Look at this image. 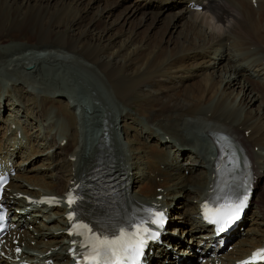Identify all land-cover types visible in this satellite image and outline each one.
<instances>
[{
	"label": "bare ground",
	"instance_id": "obj_1",
	"mask_svg": "<svg viewBox=\"0 0 264 264\" xmlns=\"http://www.w3.org/2000/svg\"><path fill=\"white\" fill-rule=\"evenodd\" d=\"M53 1L0 0V15L4 17L3 19L0 18V33L4 30L9 15L12 18L10 26L28 20L31 22L30 25H33V28L38 27L39 31L44 29L43 31L45 32L33 42L17 39L15 41L16 46L10 52L3 54V56L11 55L10 60L7 62L8 64L13 63L10 65H13L11 69L18 74L16 81L29 85L31 87L29 91L39 94L42 97L41 100L45 101L48 97V91L45 90L48 89L41 85L39 73L37 72L38 62L45 58L51 61L62 58L72 59L77 58L74 56L75 54H80L87 60L86 68L100 76L111 97L122 106L118 105L113 110L110 106H107L106 100H103L104 97L99 91L94 93L92 89H89L90 98L93 100L101 99L100 102L102 101V104L100 103L102 106H98L99 104L93 105L92 103L88 105L85 103L87 101L80 104L79 101L77 102L81 107L82 114L90 113L91 115H97L93 119L98 118L96 127L98 128L99 136L96 137L97 133L95 134L92 141L89 142L91 143L90 148L86 147V141L77 143V134H73L74 122L72 114L70 111L62 112L68 120V125L65 128L59 126L57 136L67 133V142L65 141L66 144L62 147L61 142L64 137H58V141L53 139L54 144L58 143L56 150L70 149L67 154L63 151L66 154L65 156H67L64 161L66 163L69 161L70 163L69 170L60 179L56 176L55 182H53L55 178L53 177L51 181L53 183L45 182L39 177L37 179L36 175L35 178L26 174L16 175V177L23 178L30 185L40 184L44 188L43 190H46L45 194L50 195H59L80 180L81 187L85 188L86 195L89 194L88 197L90 198V202L83 204V210L93 212L97 205L94 203L95 199L91 197L93 189L90 183L94 182L92 180L94 176L109 178L105 174L106 169L109 175L113 176V180L116 181L115 189L110 196L104 198L110 203L112 211L109 215L115 210H119L123 216H126L129 211L132 212L135 208L142 206L157 207L156 204H160V207H166L170 211L172 218L176 217L175 225H180L178 221L181 220L183 222L182 217L186 213L182 214L180 212L179 216L178 211L173 212V210L178 208L176 207L178 205L175 206V200H178L181 195H188L189 192H192L196 197L203 192L206 195L209 189L212 188V184L216 182V176L213 172V167L215 166L214 153L209 151L212 150L213 143V137L210 136L213 134V130H220L229 137V142L237 151L241 160L246 159V156L251 159V170L256 177V197L251 198V201H253V207L254 209L256 208V211L252 215L250 214V217L251 221H254L256 225L264 226V212L262 213L264 211V32L262 31L264 30V19H261L264 13V0H256L257 8L255 9L250 5L252 0H132L128 6L121 10L120 15L124 20L131 17L135 19L132 21H137L138 23L132 31L129 30L127 32L123 40L120 39V42L111 41L106 36L109 35V30L114 26V23L108 24L103 19L111 13V7L118 6L116 0H105V6L99 10L97 19H102L98 22L101 26L94 25L92 20L86 21L83 24L85 26L83 32L80 31V28L76 31V28H73L71 24L80 15L75 9L83 0H55L57 2L55 5L52 4ZM84 1L90 7L96 0ZM193 3L202 4L203 10L201 12L193 10ZM178 4L179 11L172 12L171 8ZM150 6H158V13H151L147 9ZM156 9L158 8L152 10ZM165 10H167L166 13L164 12ZM163 18L169 19L167 26L162 32V37L165 38L164 43H166L164 48L163 44H151L150 42V33L157 29L156 27L162 22ZM63 25L69 29L66 33L58 35V28ZM143 25H146L147 32L140 37L139 33ZM10 31L7 33L4 31V33L0 34V39H8ZM49 31L56 35L51 42L45 39V34ZM173 33L177 35L175 36L177 40L174 44L172 43L174 36L171 38ZM170 43L173 46L168 47ZM21 49H25L27 52L21 55L17 54L16 52ZM145 52L152 54L147 60L158 53H162V56L159 57L155 67L145 68L131 74L128 73L127 69ZM14 54L17 56L13 57ZM29 55L30 57H28ZM187 58L197 62L193 67L194 71H191L190 74L186 73L187 75L184 76L180 74L182 66L176 65ZM28 60H33L36 64L33 70L30 69L33 65L27 62ZM0 62H5L1 56ZM23 63H26L25 70L22 68ZM17 66L19 70L16 68ZM137 70L138 68L134 69V71ZM204 71L208 72L203 80L198 81L197 78L195 80V95L189 99L190 105L173 106L171 115H168V120L165 122L163 121V116L160 117L159 122L156 124L157 127L150 126L148 122L145 123L140 118L134 117L126 111L130 109L128 105L131 103L149 102L147 104L151 106L152 103L150 102L157 101V95L164 91V89H157L156 92L143 90V86H157L163 82H170L174 78L178 79L176 82H181L184 78L193 77L192 75L199 77ZM30 79L33 80L31 81ZM29 81L30 84H28ZM13 83H15V80ZM253 84L258 85L257 88L259 87V89L262 87L263 90L261 89V92L256 91V89L252 88ZM38 86L41 88L40 90ZM57 86L52 88L53 94L55 92L60 95L68 94L63 86H59V84ZM139 89L146 92L144 95L147 99L141 100L137 96L136 92ZM207 96L209 101L205 102L206 99L203 98ZM209 96L214 99L211 100ZM69 97L71 96L67 95L68 106ZM123 102H128V105L124 106ZM163 105H161L163 109L169 111L165 109L167 105ZM71 107L73 108L74 105L71 104ZM82 107L91 111L86 113V111L82 110ZM96 107L101 108L97 111ZM182 109H185V114L184 112L182 113ZM95 111L98 113H95ZM186 115L192 119L191 115L200 116L194 118L200 119L196 121H200L202 130L205 129L208 135L211 143L208 148L205 140L202 139L200 142L195 133L192 132L188 136L183 132L184 127L190 125L189 123H195V121L193 122L188 118L183 120ZM154 116L157 117L158 115L155 114ZM81 117H88V115H81ZM128 119L139 126V134L150 138V141H152L150 144V146L152 145L151 150H149L150 147L146 148V146L145 149L139 143L133 141L131 137L127 146L118 142L117 132L119 125L117 124H121L122 120L126 121ZM174 119L177 121H174ZM117 120H120V122L117 123ZM181 121L186 122H182V129L180 128ZM11 122L13 123V120H10L8 124ZM60 122H62V119H60ZM174 123L178 126H174ZM18 127L19 125L15 126L12 135H18ZM128 127H130L129 131L134 128L130 124ZM128 127L125 123H122V126H120L122 135L120 136L129 137ZM23 129L26 131L25 128ZM23 129L21 128L23 136L29 139L31 134H27ZM158 130L159 132L157 133ZM246 130L248 134H245ZM134 131L133 135L135 136L137 130ZM105 132L106 135H104ZM52 143L53 141L50 140L49 144ZM10 146L13 145L9 144L8 147H2L0 143V158H3V160H0V164L3 163V166L6 167L7 165L8 168L9 166L13 167V164H9L10 156L12 154H16L15 157L19 155L17 153L19 147H13L8 152ZM255 148H257L256 151ZM27 149L29 150L30 148ZM72 155H76L75 160L69 158ZM98 164H104L103 171L94 170ZM138 166L139 171L136 172L135 169ZM186 169L189 172L185 177L183 173ZM179 175L180 177H177ZM135 180H137V185H133ZM150 182L151 185H149ZM9 186L14 187V189L7 195L8 197L4 196V201L6 204L11 202L9 204V209L11 210L10 218L16 224V229L19 226H24V231L29 237L31 232L37 230V237H31L37 238V240L46 237L45 243L41 246L44 251L56 243L63 245L64 249L67 248L65 242L67 235L64 231L66 219H63L62 216L65 209L48 208L44 205L37 208L38 204L36 202H27L24 198L11 197L10 195L20 191L24 193L30 192L38 196L40 194L39 190H29L13 180ZM152 186L154 187L153 190H151ZM192 197L194 196L190 198ZM173 200L174 206L172 207L171 201ZM12 205H15L19 212L12 210L14 208ZM102 209L106 210V205H103ZM55 210L60 213V217L55 219L58 220L57 224L52 223L54 218L51 217L53 215L52 212ZM192 210L191 214L199 211L197 204L192 207ZM189 218L193 220V226L189 228L190 230L204 228V225L197 223L195 216ZM45 221L48 223H45ZM29 223L41 225L33 226L30 232L26 230L29 229L27 228ZM43 227H46V230L41 229ZM249 227L253 226L249 225ZM58 228L62 229L56 233L54 230ZM249 229L247 227L246 232ZM231 233H229L228 237ZM171 234L168 237L169 244L170 242L173 244L169 248L173 251L174 248H179L181 239ZM190 236L194 240L196 239L194 234ZM198 238L206 240L202 234L198 235ZM257 238L258 236L254 237V239ZM19 239H22V237ZM248 241L242 237L238 242L245 243ZM182 248L180 246L178 250L185 252L186 249L182 250ZM58 249L60 250V246H58ZM245 249L244 246L240 248V250ZM163 252L168 254L165 247L162 248L161 253ZM49 256L54 257L57 262L62 258H67V254L62 252V250L58 251L56 255L50 254ZM45 258L47 256H44L40 261H44ZM157 260L167 261L165 264H169V261H171V264L176 262V258L171 253L167 260L163 258H158ZM0 262H2L1 258Z\"/></svg>",
	"mask_w": 264,
	"mask_h": 264
},
{
	"label": "rangeland",
	"instance_id": "obj_2",
	"mask_svg": "<svg viewBox=\"0 0 264 264\" xmlns=\"http://www.w3.org/2000/svg\"><path fill=\"white\" fill-rule=\"evenodd\" d=\"M109 1H114V0H109ZM116 1L118 2V6L111 7L110 8L111 13L103 19H105V22L108 24L114 23V26H112V28L109 30V35H106V36L109 39H111V41H119L120 42V39L123 40L125 38L127 32L129 30L132 31L138 22L132 21L135 19H132L131 17L124 20V18H122V16L120 15L121 10L123 8H125L126 6H128L132 2V0H130V1L129 0H124V1L116 0ZM125 1H128V2H125ZM52 4L55 5V4H57V2L54 0L52 2ZM179 4H183V3H179ZM179 4L172 7L171 11L172 12H178L180 9V8H178ZM250 5L254 9L257 8V2L256 1H255V6H254V2H252ZM104 6H105V0H96L95 2H93L91 4L90 7L87 6L86 1H84V0L81 1V3L79 5H77V7L75 9L80 14L79 15L80 18L78 17L74 22L71 23L73 28H76V31H78L80 28V31L83 32L84 28H85V26L83 24H85L86 21H91V20L94 21L93 22L94 25L97 24V26H101V24L98 22H100L102 19L98 20L97 15L99 13V10L101 8H103ZM154 8H158V9L152 10ZM147 9H149V11H151V13H153V12L158 13V11H159L158 6H150ZM164 12L166 13L167 10H165ZM0 18L3 19L4 17L2 15H0ZM261 19H264V13L261 16ZM10 21H12L11 15H9V17H8V20L6 22V26L4 27V30L0 33V34H2V33H4V31H6V33H7L9 30H11L10 36L7 37L8 39H5V40L0 39V56L5 61L3 63L0 62V140L2 139V141H3L4 139L9 138V140L11 142H13V141H16L18 143H22L20 141L24 142L26 140V139H24V137L20 138V136H15V139H14V136L11 133L13 126L10 127L9 125H7V123L9 122L10 119L14 120V123L11 122L12 125H14L18 122L17 125H19L20 131H21V128L22 129L25 128L26 131L24 129H23V131L27 132V134H29V135L31 134V137L28 140H26V142H28V143L27 144L24 143V146L29 147L30 149L34 148L37 151V152H35L33 150L32 152H29L25 148H22V147L20 148L19 155L17 157H15V160H17V163L19 161L22 162V163H20V166H19L20 172L21 173L22 172L28 173L26 175L33 177V178H35L37 176L36 177L37 179L40 178L38 175L43 176L40 179H43L45 182H47V181L51 182L53 180V177H55L53 180V182H55L56 176H58L59 179L64 177V173H66V171L69 170V168H70L69 161L67 163L64 161V159L67 158V156H65V155L69 152L70 149L63 150L66 153V154H64L59 149L56 150V148H57L56 146L58 143L54 144V139H56L58 141V139H57L58 137H64L65 140L67 138V136H66L67 133H63V134H60L59 136H57L58 131H59L58 130L59 126H62L63 128H65L68 125V122H67L68 120L65 119L62 112H64V113H66L67 111L71 112L73 122H74L73 134L74 135H75V133L77 134V143H79L81 138L84 136V133H83L84 130H88L87 133H90V131H92L96 127L95 119H93V118H96V116L91 115L90 113L82 114L78 107H76V108L71 107V102H74V104H76L79 101V104H80V103H84V101H87L88 105H91V103H94L96 105L99 104V106H100L102 104V101L100 102L101 99L100 100L99 99L93 100L92 98H90V96L88 94V92H90L89 89H92L93 90L92 92H94V93L99 91V93L104 97L103 100H106V102L108 104L107 106H110L113 110L116 109L118 107V105H120V106H122V105L119 104L118 102H116L111 97L110 92L108 91V89L103 84V80L100 79V76L97 73L90 71L88 68H86L87 60H86V58H84L83 55H80V54L79 55L75 54L74 56L77 58H72V59L62 58V59L51 61L48 58H45V59H42L41 61L38 62L37 72L39 73L41 85L48 89V90H45V91H48V93H47L48 97L46 98L45 101H42L41 100L42 97H40L39 94H37V93L34 94L31 91H29L31 89V87L29 85L24 84V83H23L24 84L23 85L21 82L16 81L17 80L16 77H18V74L16 71L11 69V67H13V65H10L13 63L8 64V62H7L10 60L11 55L10 56H5V55L3 56V54L10 52V50L16 46L15 41L17 39L26 40L28 42L36 41L41 35H43L45 33L43 31L44 29L39 31L38 27L33 28L32 27L33 25H30L31 22L28 20H24L23 22H21L17 25H13V26H10ZM130 21H132V22H130ZM168 22H169L168 18H163L162 22L160 24H158V26L156 27L157 29H155L154 31H152L150 33L151 44L160 43V44H163V48H164V46H166V43H164L165 38L162 37V32H163L164 28L167 26ZM71 24H70V26H71ZM81 25H83V26H81ZM68 29L66 28L65 25H63V26L58 28L57 34L60 35V34L66 33L68 31ZM178 29H180V28H178ZM146 30H147L146 25H143L142 29L140 30L139 36L142 37L147 32ZM262 31L264 32V30H262ZM54 32H56V30H54ZM175 36H177L175 33H173L171 35V38L173 37L172 38L173 44L177 40V37H175ZM55 37H56V35H54V33H51L50 31L45 34V39H47L49 42L54 40ZM171 46H173L171 43L168 44V47H171ZM22 48H24V47H22ZM251 50H253V48H251ZM26 52L27 51H25V49H21V50H18V52H16V53L21 55V54L26 53ZM15 55L16 54H14V56L13 55L12 56L16 57L17 55L16 56ZM151 55L152 54H147V52L143 53L132 64V66L127 69V72L131 74L133 72H139L141 70H144L145 68L155 67V65L159 61V57L162 56V53H158L155 56H152L149 60H147V58ZM28 57H30V55ZM27 62H29L33 65L32 66L33 68L32 67L30 68L31 70H33L35 68V65H36L33 62V60H28ZM196 62L197 61H194L191 58H187V59L182 60L180 63H177L176 66L181 65L182 70H181L180 74L186 76L187 75L186 73L190 74L191 71H194L193 67L195 66ZM26 63L22 64L23 69H24V67H26ZM16 68H18V70H19L18 66ZM135 68H138V70L134 71ZM27 69H29V68H27ZM207 72L204 71V73L202 75H200L199 77H194V75H192L193 77H191V78H188V79L184 78L181 80V82H176L178 79L174 78L170 82H163L157 86H155V85L143 86V90H149V91H155V92L157 91V89H164V91L162 93L157 95L158 96L157 101H151L150 102V103H152L151 106H150V104H147L149 102H147V103L146 102L145 103L139 102L138 104H132L131 103L129 105H128V102H123V105L124 106L128 105L130 107V109H127L126 111L128 113L132 114V116L140 118L145 123L148 122V124L150 126L157 127L156 124L159 122L160 117L163 116V121H165V122L168 120V115H171V111H172L173 106H175V105L189 106L190 105L189 99L195 95L194 86H196V85L194 83H195L196 78L198 81L203 80V78L206 76ZM14 80H15V83H13ZM28 84H30V81L28 82ZM58 84H59V86H63L67 90V93H68L67 95H70L72 97V98L69 97V99H68V103H69L70 107L68 106L67 101H66L67 95H60L57 92H55V94H53L52 88L54 86L58 87L57 86ZM255 85L253 84L252 88L256 89V91L261 92L262 87L259 89V87L257 88L258 85H256V86ZM38 88H39V90L41 89L39 86H38ZM140 90H142V89H139L136 92V94L141 100H143L146 98V96L144 95V93H146V92H143ZM209 97L211 100L214 99V98H212V96H209ZM203 99H206L205 102L209 101L208 96L203 98ZM90 100H91V103H90ZM96 102H99V103H96ZM140 104H142V105H140ZM162 104H164L163 106L167 105L165 107V109H167L169 111L164 110L163 107L161 106ZM79 107H80V105H79ZM111 108H110V110H111ZM82 110L86 111V113L91 111L89 109L88 110L84 109V107H82ZM130 110H132V112H130ZM181 111H182V113L184 112V114H185V109L184 110L182 109ZM155 114L158 116L155 117L154 116ZM81 115H88V117L82 118ZM191 116L193 117V119L186 115L183 117V120H184V118L189 117V119H191L193 122L195 121L194 124H196L195 125L196 127L195 128L192 127V129L193 130L198 129L197 126H199L201 123H200V121H196V120H200V119L194 118V117H200V116L199 115H191ZM126 117H127V115H126ZM60 119H62V122H60ZM124 121L125 120H122L121 124H119L118 122H120V120H117V123H118L117 125H119L118 126V132H117V139H119L118 142L122 143L124 146L125 145L127 146L128 141L131 137V139L133 141H136L137 143H139L144 148H145V146H146V148L150 147L149 150H151L152 145L150 146V144L152 143V141H150V138L143 137L141 134H139V129H138L139 126H137V124L134 121L132 122L130 119L126 120L125 122ZM174 121H177V120L174 119ZM182 122L186 123L185 121L180 122L181 123V125H180L181 129L183 127ZM122 123H125L127 125V127L129 126V124L132 127H134L133 129H131V131H129L130 127H128V133H129L128 138L125 136H120V135H122V133H121L122 128L120 129V126H122ZM203 123H205V122H203ZM174 126H178V125H176V123H174ZM184 128L185 129L183 132L188 130L187 126ZM201 129H203V128H201ZM134 130H137L135 136L133 135L135 133ZM69 131H70V129H69ZM158 132H159V130L157 131V133ZM247 132L248 131L246 130V133ZM131 135H133V136H131ZM98 136H99V131L96 134V137H98ZM186 137H188V136H186ZM134 138H136V139H134ZM49 139L51 141H53L52 144H49L50 143ZM66 142H67V140H66ZM66 142L62 145V147L66 144ZM144 142L146 143V145ZM200 142H201V140H200ZM18 143H15V147L18 146ZM256 150H257V148H256ZM258 152H259V150H258ZM51 154H53V156H51ZM25 156H28L29 158L25 159ZM23 158H24V160H23ZM69 158H72V157H69ZM54 164H56V165L54 166ZM57 164H59V165H57ZM163 167H164V164H163ZM54 171H57V172L54 173ZM135 171H138V169H135ZM35 173H37L38 175ZM186 173H187V171L184 172V174H186ZM190 173H192V172H190ZM29 174H34V175H29ZM186 176L187 175H185V177ZM177 177H180V175ZM53 182H51V183H53ZM56 182H57V180H56ZM136 182H137V180H135L133 182V185H137L138 183L136 184ZM24 183L27 184L26 181H24ZM149 185H151V182L149 183ZM153 189H154V187L152 186L151 190H153ZM131 190H132V187H131ZM179 194H177V195H179ZM190 195L193 196L194 194L191 193ZM181 196H182L181 200L178 199V203L182 206L183 205L186 206V204H187L185 209L191 208L192 205L194 206L196 204L194 202L195 199L193 200V198H188L187 195L186 196L181 195ZM141 198H142V195H141ZM176 207H178V209L180 208L179 205ZM250 209H254V207L251 206ZM191 211H193L192 208H191ZM255 211H256V208L254 210H252L251 215ZM189 212L190 211H186V210L184 211V214L185 213L186 214L182 217L183 222L187 219V215L189 214ZM252 222L254 223V221H252ZM45 223H48V222L45 221ZM36 225H41V224H36ZM36 225L34 224L33 226H36ZM253 227H254V225H253ZM256 230H258V227H256ZM195 233H196V231H195ZM183 249L184 248H182V250ZM170 262L171 261H169V264H171Z\"/></svg>",
	"mask_w": 264,
	"mask_h": 264
},
{
	"label": "snow or ice",
	"instance_id": "obj_3",
	"mask_svg": "<svg viewBox=\"0 0 264 264\" xmlns=\"http://www.w3.org/2000/svg\"><path fill=\"white\" fill-rule=\"evenodd\" d=\"M236 163V161H230ZM233 193H226L217 197L214 206L209 203L203 205L205 219L219 225V231L239 218L240 212L245 207L248 195L237 196L233 199ZM67 203L71 207L76 203V197L69 193ZM145 215L135 219L124 227L114 232H94L87 224L74 223V231L70 234L82 237L80 247L85 251L80 264H139L144 246L148 239H153L157 233L147 225L163 226V213L152 208L143 209ZM75 213H69L68 219L74 220ZM75 243V242H74ZM264 260V249L257 250L252 257L241 264H254L256 260Z\"/></svg>",
	"mask_w": 264,
	"mask_h": 264
}]
</instances>
